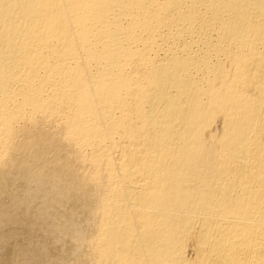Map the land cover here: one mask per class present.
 <instances>
[{
  "label": "bare ground",
  "instance_id": "1",
  "mask_svg": "<svg viewBox=\"0 0 264 264\" xmlns=\"http://www.w3.org/2000/svg\"><path fill=\"white\" fill-rule=\"evenodd\" d=\"M44 121L62 129L63 137L58 133L62 140L49 132L59 140L51 142L57 143L56 149L72 154L69 147L63 150L66 145L61 143H66L79 161L75 153L68 156L80 164H73L72 159L66 163L65 151L64 155L61 150L53 153L57 150L50 144L32 150L46 154L52 148L50 153L65 159L47 154L63 164L72 163L75 173L71 172L78 177L72 179L70 170L66 171L70 164L66 168L50 157L43 158L42 151L34 152V158L45 160L44 165L34 160L31 151L25 155L44 168L49 159L60 178L64 172L70 174L58 190L75 186L68 178L81 181L77 180L76 190L89 193L88 201L94 199L91 214L86 213L91 217L87 225L93 224L94 229L91 232L90 226L88 236L78 231V224L83 223H77L79 212L69 214L65 208L75 187L68 194L64 191L65 199L56 189L61 180L54 191L62 195L56 197L65 199L62 204L54 199L56 192L50 195L53 186L48 189L53 199L44 194L38 197L41 205L34 202L48 188L41 177H35L33 192H28L31 182L24 183L25 194L20 180L16 183L22 190L12 183L27 200L24 207L31 200L44 206L34 212L26 208L27 219L35 216L29 219L31 227L30 223L21 225L28 222L24 207L17 213L24 221L16 217L20 226L14 223V211L7 214L13 207L18 210L22 199L12 195L6 200L0 194L1 202L9 201L2 208L7 215H0L11 217L7 218L10 223L13 218V225L33 229L34 236L41 227L34 226L47 219L46 228L41 222L44 227L37 230L42 240L50 242L51 233L57 232L52 244L71 235L72 243L77 241L84 248L82 253L77 249L81 254L73 258L74 264H264V0H0V178L6 180L0 186L19 167L18 175L8 176H38L35 173L40 169L35 171L34 163H25L22 154L31 150L24 144L50 143L44 131L49 128L40 130ZM49 123L45 122L48 127ZM27 127L39 133L29 135ZM21 132L32 140L27 144L29 138L23 134L27 139L21 146L27 149L19 151L18 157L20 143L16 141ZM41 135L49 141L44 142ZM22 157L25 161L19 160L20 165L16 159ZM13 160L20 166L14 163L15 168ZM50 169L46 178L53 173L54 179ZM55 180L49 178L46 183ZM29 193H34L32 199ZM84 200L78 201L86 204ZM57 201L74 216L67 218ZM61 213L68 219L64 223L57 221ZM82 219L86 221L84 215ZM15 233L11 234L14 242ZM22 237L20 242L25 240ZM28 237L26 247L21 248L33 253ZM10 238H2L5 246ZM42 240L39 244L45 246ZM34 242L36 247L39 241ZM74 243L72 256L78 248ZM46 246L35 249V259L46 256ZM18 250V256L25 254L26 250ZM27 254L28 259L31 254ZM19 259L22 262L18 257L10 263Z\"/></svg>",
  "mask_w": 264,
  "mask_h": 264
},
{
  "label": "rangeland",
  "instance_id": "2",
  "mask_svg": "<svg viewBox=\"0 0 264 264\" xmlns=\"http://www.w3.org/2000/svg\"><path fill=\"white\" fill-rule=\"evenodd\" d=\"M45 122H46L47 124L49 123V122H47V121H44V122H43V123H44V127H42V129H40V130H44L45 127H47V129L49 128L48 130L45 129L44 131H47V132H45V136H46V138L48 137V139H50V141H49L48 139H46L44 135H41V136L44 137V138H43V139H44V142H47V141H45V139H46V140H48L50 143H46V144L43 146L44 143L41 144V145L39 144L40 142H43V139H42V140H41V139H40V140L38 139V140L40 141V142H38V144H39L40 146H39V145H38V146H37V145L26 146V145L24 144V147H27L28 149H31V150H26V152H25V149H27V148L22 147L23 145L21 146V144H23V141H24V143L27 141V144H28V142L31 143L32 138H30L31 136H29V135H31L30 132H32V136H33V133H34V134H35V133H36V134L39 133V131H38L39 129H32V130H31V127L28 128V127H29V126H28L27 128H28V130H30V131H29L30 134L27 132V133L29 134V135L27 136L26 132H24V133L26 134V135H24V136H25V137H28V138H29V141H28L27 138H25V139H27V140L25 141L24 136H23L24 133L22 134V132H21L22 135L20 136V134H18V137H19V138L17 137V138H18V141H16V143H17V142H18V144L20 143V145H19L20 148L22 147V149H24V150H22V149H20V148L17 146V147L20 149V150H19V149L17 148V149H18V150H16L17 152L15 151V152H16L15 154H16L18 157L20 156L19 153H21V154L23 153V152H21V151H24V152H25L24 154H22V156L25 155L26 153H27L26 155H28V154L30 153V151H31V153L33 154V153L35 152L34 150L36 149L35 146H36L37 148H39V147L42 148V147H45L46 145H48V146H46V147L49 148L50 145L55 146V145H57V143L59 142V140H62V139H60L61 137H60V135L58 134V133H60L61 136L63 135V134L61 133L62 129L60 130V129H59L60 127H58V125H57V126H56L55 124L52 125L51 123H49L51 127H50V126L48 127L47 124H45ZM43 123H41V124L43 125ZM41 124H40V125H41ZM40 125H38V128H39ZM42 125H41V126H42ZM41 126H40V128H41ZM52 126H54V127H52ZM57 127H58V129H59L60 132H59V131H55V130H58V129H55V128H57ZM27 128H26L25 131H28ZM50 128H51V129H50ZM52 129H54V130H52ZM34 130H36V132H35ZM37 131H38V132H37ZM44 131H43V133H44ZM50 131H51V132H50ZM53 131H54V132H53ZM41 132H42V131H41ZM49 132H50V133H53V135L55 134V136L59 137V140H57L58 138L56 139V137H54V139H53V135H50ZM46 133H48V135H47ZM36 134H35V135H36ZM56 134H57V135H56ZM58 135H59V136H58ZM22 136H23V137H22ZM41 136H40V137H41ZM49 136H50V137H49ZM51 136H52V138H51ZM20 137L23 138V139H21ZM62 137H63V136H62ZM17 138H16V139H17ZM19 139H20V140H19ZM30 139H31V140H30ZM55 139H56L57 143H56V144L51 143L52 140L54 141ZM38 140H37V141H38ZM56 141H54V142H56ZM62 142H63V141H62ZM60 143H61V141H60ZM60 143H59V144H60ZM18 144H16V145H18ZM49 144H50V145H49ZM59 144H58V145H59ZM64 144H65L66 146L63 147ZM61 145H62V147H63V150H64V149H68V147H69V152L72 153V154H69V153H68V155H69V156H70V155L73 156V154L75 153V151H74V152H72L73 150L70 151V150H71L70 146H68L66 143H61ZM61 145L59 146L60 148H61ZM29 147H30V148H29ZM31 147H33L34 150H32L33 148H31ZM59 147L57 146L58 149H60ZM65 147H67V148H65ZM48 148H47V150H51V151L53 152V150L56 149V146H55V147H52L53 150H52V148H50V149H48ZM54 148H55V149H54ZM42 149H43V148H42ZM44 149H46V148H44ZM61 149H62V148H61ZM61 149H60V150H61ZM47 150H46V151H47ZM56 150H57V149H56ZM56 150H55V151H56ZM60 150H57L56 152H53V153L60 152ZM19 151H20V152H19ZM27 151H29V152H27ZM41 151H42V153L44 152V150H40V149H39V152H40V153H41ZM51 151H49V152L47 151V153H50ZM64 151H65V150H64ZM64 151L61 150L60 154L64 155V154H63ZM67 151H68V150L65 151V154H66ZM18 152H19V153H18ZM39 152H37V150H36L35 153H39ZM35 153H34L33 156L31 155L33 158H34V156L37 155V154H35ZM42 153H41V154H42ZM47 153L45 154V152H44V155L42 154V156H44L43 158H48V157H50V159L52 158V159H51L52 162L57 161V163H58L59 165H60V164H63L62 161H58V160H54V159H53L54 157H55V159L58 158V154H57V156H56V154H54V155H55V156H54L53 153H50V154H52V155L54 156V157H52V155L50 156V154H47ZM26 155H25V159H26V161H25L24 158H23L24 156H23L22 158H19V159H16V160H18V162H19V160H20V161H23V160H24L25 163H29V162L31 163V162H32V164H33V163L35 162V161H33V158H30V160H28L29 157H26ZM68 155L66 154V159L64 158L65 156H61V155H60V156H61V158H64V159L66 160V161H65L66 163H68L67 160H69V162H72V161H73V162H74L73 164L78 163L77 165L79 166L80 162H77L78 158H77V156H76V153H75V156H76V157H74V158H77V160L75 159V161H74V158L72 159V157H69ZM29 156H30V154H29ZM60 156H59V157H60ZM67 156H68L69 158H68ZM15 157H16V156H15ZM15 157H14V160H15ZM18 157H16V158H18ZM27 158H28V159H27ZM61 158H60V159H61ZM22 159H23V160H22ZM35 159H36V162L42 160V159L37 160V158H34V160H35ZM58 159H59V158H58ZM60 159H59V160H60ZM70 159H72V161H71ZM14 160H13V161H14ZM27 160H28V161H27ZM43 160H44V159H43ZM53 160H54V161H53ZM61 160H62V159H61ZM24 161H23V162H24ZM49 161H50V160L47 159V162L50 164L51 161H50V162H49ZM78 161H79V160H78ZM42 162H45V163H46L45 160H44V161H41V162H38V163H39V164L41 163L42 165H44L45 163H42ZM52 162H51L50 165L47 163V165H48L49 167H52V166H53L51 169L54 170V172H55V168H54L55 166H54V163H52ZM59 162H62V163H59ZM14 163L17 164V165H19L18 163H16V161H14L13 164H12L14 167H15ZM19 163H20V165H21V162H19ZM38 163H37V164H38ZM66 163H64L65 165H64V164H63V165L66 166V165H67ZM37 164H35V163L33 164V165H36V166H37V168L34 166V169L36 168L35 171H36L37 169H40L44 174H43L42 172H40V170H37V171H36L37 173H35V171H34V173L37 174L38 176H35V175H34V177H33V175L30 174V175L26 176V177H27V179H26L27 181H21L23 177H24L23 180L26 178L25 175H24L23 177H22V176H19V177L16 176V177H17V181H16V177H13V178H12V176H11V177L8 176V175H12V173H14V172H15V173H14L15 175L17 174L16 172H18V170H19L20 167H19V168L15 167V168H17L18 170H17V171H16V170L13 171L12 173L10 172V174L6 175V176H7V180H9V181H7V183L3 184L4 186H0V188H1V189H0V190H1V191H0L1 196H2V194H3V197H5L6 200H10L9 197H11L12 195H16L15 197H18V198H20V200H21V199H22L21 197L23 196V193L25 194V191H27L28 189L34 187L33 185L35 184V180H34V179H36L35 177H41V178H43V180L45 181V184L48 185V188H47V190L45 189L46 191L44 190L43 195H42V194H37V193H36L38 196H37V195H36L37 197L34 196V198L36 197V199H33L34 202H36L37 204L41 205V203L38 202V197L41 198L40 195H41L42 197L44 196V194L49 195V191H50V190H48V189H50L51 186H53V188L51 189L52 192H53V193L56 192V191H54V190H55L54 187L56 188V186H57V185H55V184H57V183L59 184V183H60V180H61V183H60V184L58 185V187L56 188V189L58 190V188L60 187V185H61V187H62V180H64V179L66 178V181H67V176L69 177V175H70V174L67 175V172L70 170L69 172H70L72 175L75 173V172L73 171L74 169L72 168L73 166L71 165L72 163H71V164L69 163L71 166H70V169H69V167H68L67 170L64 169V166L62 165V167H63L62 170L64 169V171L66 170L67 172L62 173L63 171L61 172V170H60L61 168H60V169L56 168V169H58L63 175H65V176H64L65 178H64L63 176L60 178L59 175H57L56 172H55L56 175L54 174V176H56V177L58 176L57 178H59L58 181H57V178H56V177H54V179H51V178L53 177V176H52L53 173H52V174H49V177L46 178V176H48L47 174L49 173L48 171H49V169H50L48 166L45 165V168H46V169H47V167L49 168L48 170H46L44 167H41L42 165L39 166V165H37ZM58 164L55 163L56 167H57ZM69 164H68V165H69ZM20 165H19V166H20ZM51 165H52V166H51ZM59 165H58V166H59ZM68 165H67V166H68ZM77 165L75 166V170H77V169L79 168V167L76 168ZM13 166H12V168H13ZM67 166H66V168H67ZM38 167H39V168H38ZM40 167H41V168H40ZM59 167H61V166H59ZM15 168H14V169H15ZM71 168H72L73 170H72ZM14 169H11V171L14 170ZM44 169L46 170V172L43 171ZM51 169H50V171H51ZM79 169H80V168H79ZM58 170H57V171H58ZM59 171H58V174H59ZM71 171L74 172V173H72ZM77 171H78V170H77ZM77 171H76V173H77ZM80 171H81V170H80ZM19 172H20V170H19ZM19 172H18V173H19ZM38 172H39L41 175L38 174ZM45 173H46V174H45ZM14 174H13V176H15ZM17 175H18V174H17ZM42 175H45V176H42ZM60 175H61V174H60ZM66 175H67V176H66ZM72 175H70V176H71L72 179H74L75 174H74L73 177H72ZM51 176H52V177H51ZM20 177H21V178H20ZM29 177H30V180H31V181H28V180H29V179H28ZM77 177H78V176H77ZM77 177H75V178H77ZM10 178H11V180H10ZM14 178H15V180H12V179H14ZM31 178H32V179H31ZM45 178L48 179V180H49V178H50L51 181H52V180H55V178H56V180H55L56 183H51V181H47V183H46V179H45ZM63 178H64V179H63ZM0 179H1L0 182H1V184H2V182H3L2 180H3V179H2V178H0ZM37 179H39V178H37ZM19 180H20V181H19ZM33 180H34V183L32 182ZM68 180H69L70 182H72L71 184H74V185H75V186H73V185H71V186H72V187H75V190H76V182L78 183L77 180H79V179L75 180V182H74V180L71 181L69 178H68ZM5 181H6V180H4V182H5ZM10 181H14V182H11V183H10ZM18 181H19V182H18ZM64 181H65V180H64ZM69 181H68V183H69ZM4 182H3V183H4ZM16 182H18V183L22 182L23 184L21 183V185H23V186H24L27 182H28L27 184H29V182H31V183H30L31 185L29 184V186H31V187H28V189L26 190V187H25V186H27V184H26V185L24 186L25 189L23 188V193H21V195H18V193L22 190V187L20 186V184L18 185ZM48 182H50V183H48ZM52 182H53V181H52ZM73 182H74V183H73ZM80 182H81V181L79 180V183H80ZM8 183H9L10 185H9ZM12 183H14V184L16 183V186L13 185ZM24 183H25V184H24ZM43 183H44V182H43ZM43 183H42V184H43ZM63 183H64V182H63ZM32 184H33V185H32ZM50 184H51V185H50ZM69 184H70V183H69ZM69 184H68V185H69ZM7 185H8V186H7ZM12 185H13V186H12ZM17 185H18V186H17ZM49 185H50V186H49ZM54 185H55V186H54ZM63 185H64V184H63ZM5 186H6L7 188H6ZM11 186H12V189L10 188ZM14 186H15L16 189H20V187H21V190H18V191H19V192H18L17 190H15V189L13 188ZM19 186H20V187H19ZM42 186L45 187L46 185L43 184ZM42 186H41V187H42ZM69 186H70V185H69ZM69 186H68V187H69ZM71 186H70L69 188L67 187L68 190L66 189L65 186H63V187L65 188V190L68 191V192H66L67 194L69 193V190L71 189ZM77 186H79V185H77ZM17 187H19V188H17ZM46 187H47V186H46ZM46 187H45V188H46ZM49 187H50V188H49ZM4 189H5V190H4ZM41 189L43 190V188H41ZM62 189H63V188H62ZM72 189H73V188H72ZM10 190H11V191H13V190L16 191V192H13V193H16V194H11L12 192H10ZM24 190H25V191H24ZM32 190H33V189H32ZM32 190L30 189V191H28V192H31ZM65 190H64V191H65ZM75 190H72V191H75ZM3 191H4V193H3ZM58 191H59V192H58ZM58 191H57V192H58L59 194L62 193L63 197L67 196V195H65L66 193L64 194V191H63V190L61 191V189H59ZM72 191H70V194H71L72 196H70V194H69L68 197H73L74 199L71 198V199L69 200V204L67 203L68 206L66 205V207H65V206L61 207V206H62L61 204H62V203L65 201V199H67L68 197H65V199L62 198V200H61L59 197H62V195L60 196L57 192H56V195H55V193H54V194H53L52 192L50 193V195H53V196L55 195V196H54V197H55V198H54L55 200H56V198H57V199L59 198L58 200H61V201H60L61 204L59 203V201H57L56 205L59 204L58 207H60V208H62V209L57 208V207L55 206V210H56V212H58V213H60L61 210H62L61 212H65V209H63V208L65 207V208H67V209H66V212H67V213H69L68 211L70 210V213H69V214H71L72 212H75V211L79 212L78 215H77L76 212H75L76 214H74V215H77L76 218L79 219V220H77V223H78L80 220L83 222V223L80 222V225L82 224V225H81V228H82V229L80 228V225L78 224V226H79V230H78V231L81 232V234H84V233H85L86 236H88V235L93 231V229H94V227H92L93 224L91 225V223H90L89 227H88V225H87V219L91 218V217H89V216H90L89 214H91L89 209H91V208L93 207L94 199H93V197H91L93 200L90 199L91 201H88V198L90 197V194H89V193H86V194H88V195H86L84 191H83L84 193H83L82 191L79 193V190H78V189L76 190V191H78V193H76V191L73 193ZM5 192H6L7 194L10 192V193H9V196H8ZM32 192H33V191H32ZM41 192H42V191H40L39 193H41ZM47 192H48V193H47ZM82 193H83V197L85 196L84 198H83L82 195H81ZM5 194H6V195H5ZM10 194H11V195H10ZM30 194H31V193H29V198H30V196L34 195V193L31 194V195H30ZM77 194H78V196H79V194H80L79 198H80V197H82V198L79 199L78 196L76 197ZM84 194H85V195H84ZM27 195H28V193H27ZM50 195L47 196L48 198L50 197L49 200H50V199H53V197H51ZM57 195H59V197H56ZM64 195H65V196H64ZM74 195H75V196H74ZM7 196H8V198H7ZM19 196H20V197H19ZM86 196H89V197H86ZM23 197H24V196H23ZM32 197H33V196H32ZM32 197H31L30 199H32ZM75 197L78 198V199L76 200ZM0 198H1V197H0ZM5 198H4V199H5ZM48 198H47V199H48ZM23 199H24V198H23ZM23 199H22V200H23ZM84 199H85V200L87 199V201H88L86 204H85L83 201L79 203V201L84 200ZM2 200H3V199L1 198V199H0V202H1ZM22 200H21V201H22ZM28 200H29V199H28ZM39 200H40V199H39ZM49 200H46V201L48 202V203H47V206H48V207L50 206V205H49ZM55 200H54V201L51 200V201H52V202H55ZM63 200H64V201H63ZM71 200H72V202H70ZM78 200H79V201H78ZM85 200H84V201H85ZM21 201H20L21 204H18V208H19L18 210H17L16 207H15V208L13 207V208H11L12 210L9 211V212H8V211L4 212L3 209H2V208L4 207V205L7 207V205H8L7 202H9V201H6V203H5V201H4V202H1V203H5V204H3V205L0 203V205H2V207H1L2 211H0V212H3V213H1V215L3 216L4 213L6 214V213L8 212L7 214H9L10 212L14 211V212H12V213L14 214L12 217H14V216L16 215V216L14 217V218H15V219H14V220H15L14 223H16V224L19 225V226H20V223L23 222L24 220L22 219L23 217H20V216L18 215V216L21 218L20 221H19L20 223L18 222L19 219H17V221H16V217L18 218L17 213L20 214V213H22L23 211H25L26 214H24V215L21 214V215H23V216L26 215V216H25V218H26L28 212H34V210L38 207V206H36L37 204H33V201H32V200L30 201V202H32L31 204H29L30 202H29V203L27 202V204H29L30 206H26V207H24V206H25V203H26L27 200L24 199L25 202H21ZM46 201H45V202H46ZM62 201H63V202H62ZM74 201H75V202H74ZM77 201H78V202H77ZM92 201H93V202H92ZM52 202H51V203H52ZM76 202H77V203H76ZM43 203H44V202H43ZM43 203H42V204H43ZM70 203H71V207H69ZM81 203H83V204H81ZM6 204H7V205H6ZM32 204H33V206L35 205V207H33V206L31 207ZM52 204H53V203H52ZM52 204H51V205H52ZM54 204H55V203H54ZM54 204H53V205H54ZM76 204H78V205H76ZM84 204H85V205H84ZM21 205H23V206H21ZM44 205H46V203H45ZM86 205H87V207L90 206V207L88 208L89 211L86 209V208H87ZM19 206H20V207H19ZM42 206H43V205H42ZM84 206H85V207H84ZM6 207H4V209H5ZM22 207H24L25 210H23V211L20 210V208L23 209ZM28 207H30V210L28 209L29 211L27 212V209H26V208H28ZM39 207H40V206H39ZM39 207H38V208H39ZM43 207H44V206H43ZM43 207H40V208H43ZM68 207H69L70 209H68ZM77 207H78V208H77ZM80 207H81V209H80ZM31 208H32V209H31ZM33 208H34V209H33ZM38 208H37V210H38ZM56 208H57V209H56ZM75 208H76V209H75ZM84 208H85L87 211H85ZM13 209H16V210H13ZM59 209H60V211H59ZM71 209H72V210H71ZM82 209L84 210V212L82 211ZM19 210H20V211H19ZM37 210H36V212L34 213V215H36V213L38 212ZM43 210H44V211L46 210V206H45V209H43ZM57 210H58V211H57ZM63 210H64V211H63ZM15 211H19V212H15ZM21 211H22V212H21ZM81 211H82V212H81ZM66 212H65V213H66ZM88 212H89V214H86V213H88ZM15 213H16V214H15ZM67 213H66V214H67ZM81 213H83V214H81ZM7 214H6V215H7ZM66 214L64 215L63 213H61L62 216L60 215V217H61V219H62V217H63L64 220H63V219L61 220L60 217H59V219H57V221L60 220L61 222L63 221V223H64L66 220H68V219H67L68 217H71V216L73 215V214H72V215L67 214V216H66ZM1 215H0V217H1L0 219H1L2 221H0V226H2V227H0V230H1L0 232H2V229H1V228H3V235H2V233H0V235H1L0 237H1V240H3V241L5 242V244H4L3 242L0 243V245L4 246V248H3L2 246L0 247V248H2V249L4 250V251H2V249H0V257L2 256V258H0V264H11V263L13 262L12 259H13V260H14V259H18V257H20V258L22 259V262H21V260L19 259L20 262H17L18 260H15V261H14V264H15V262H16V264H17V263L23 264V263H25L26 260L28 261L27 264H31V263H32V260H33L34 264H35V262H36L37 264H38V263L41 264V262H42V260H43L44 258H46V262H45V260H43V263H42V264H52L53 261H54V264H55V263H56V264H57V263H58V264H60V263H64V264H66L67 262H68V264H70V263H71V264H74V263H75V260H74L75 257H77L79 254H81V253L83 252V250H84V248L81 249V246L78 247V245H76V244H77V243H76L77 241H76V242H75L76 244H75L74 242H73V243H74V245H75L76 247H78V248H76L75 251H73V252H77V253H72L73 256L70 254V253L72 252V250H70V247L72 248L71 245L73 244V243H72V240H71L72 238L70 239V236H71L70 234H69V235H70V236H69V239H67L68 237H65L66 239L64 238L63 242H58V243L54 242L53 244L56 243L55 245L52 244V241H54L55 238H54V240H53L52 238H53V237H56V236L58 235L57 232H54V233H55V236H54V233H51V234H52V236H51V234H50L49 232H47V234L49 233L48 235H50L51 237H50V236H48V237L46 236V237H47V238L50 237L49 240L51 239V241H50L51 243H50L49 241H47L48 239H47V240L45 239L47 242H45V240H42V236H43V235H42V232H41V231H42V230H41V227H42V225L44 224L45 227H44V225H43V227L46 228V226H47V224H46L47 219L44 220V221H45V222H44V221H41V220H42V217H41V220H40V218H39V221L43 222V224L40 222L39 225L37 224L36 226H34V229H35V227L39 228V227L41 226L40 229H35V231H34V234L37 233V235H34V236H35V237L38 236V237H36V240L38 239V240L36 241V240L34 239V236H33V229H32V231H30V229H29V230L27 229V228L31 225V221H32V220L30 221L29 219H31L32 216L29 217V219H27V218L25 219V218H24L25 221L28 220V222L26 221L24 224L22 223L21 225H26V226H27L29 223H30V224L28 225V227L23 226V227L21 228V227H19V226L17 227L16 224L13 225V224H14V223H13V221H14L13 218H12V221H11V219H10L11 223L9 222V219H7V218H11V217H9V216H11L10 214H9V216L4 215V217H2ZM30 215H33V213H30L29 216H30ZM74 215H73V216H74ZM80 215H82V217H83V215H84V218L86 219V221H84V219H82V217H81ZM85 215H87V216H86L87 218L85 217ZM64 216H66L67 218H64ZM5 217H6V218H5ZM33 217H35V216H33ZM33 217H32V218H33ZM78 217H79V218H78ZM4 218L6 219V221H7V220H8V221H7V222H4V221H3ZM73 218H75V217H73ZM33 219H34V218H33ZM22 220H23V221H22ZM29 221H30V222H29ZM48 221H50V220H48ZM57 221L55 222V220H54V221L52 220V222L50 221V223H53V222H54L55 225H56V224L59 222V221H58V222H57ZM1 222H3V223L1 224ZM17 222H18V223H17ZM84 222H86V223H85V225L83 226ZM4 223H6L7 227H6V225H5ZM7 223H9V224H7ZM26 223H27V224H26ZM47 223H48V222H47ZM50 223H49V224H50ZM3 224H4V225H3ZM10 224L13 225V226H15V227L18 228L19 230H20V228H21L22 230H20V232H19V230L15 228L16 230H18V231H15L14 227L10 226ZM58 224H59V223H58ZM88 224H89V220H88ZM8 225H9V228H8ZM50 225H51V224H50ZM50 225L48 226L49 228L47 227L48 229L51 228L52 225H51V226H50ZM55 225H54V226H55ZM86 225H87V226H86ZM3 226H5L6 228L3 227ZM38 226H39V227H38ZM82 226L85 227V228L88 227L87 229H85L87 232L83 229ZM90 226H91V228H90ZM11 227H12V228H11ZM30 227H31V226H30ZM52 227H53V226H52ZM10 228H11V229H10ZM89 228H90L91 232L88 233V231H90ZM92 228H93V229H92ZM12 229H13L16 233L18 232L17 234L22 233L23 231H24V233H22L21 236H20V234L17 235L15 232H11ZM23 229H24V230H23ZM42 229H43V228H42ZM80 229H81V230H84L85 232L82 233V231H81ZM7 230L10 231V232H7ZM37 230H41V231H40L41 234H40L39 232H37ZM43 230H45V229H43ZM5 231H6V232H5ZM27 231H28V235H27V233H26ZM31 232H32L31 236L28 237L29 234H30ZM4 233H5V234L7 233V234L5 235ZM9 233H10V234H9ZM13 233H15V235H14L15 238H14V239L17 240V241L15 240V242H14V240H13V236L11 237V234H13ZM43 233H44V232H43ZM77 233H78V232H77ZM8 234H9V236H7ZM85 234H84V235H85ZM23 235H25V238H24L25 240L22 241V242H20V240L23 239V237H22ZM39 235H41V237H40ZM45 235H46V234H45ZM45 235H44L43 239L45 238ZM5 236H7L8 238L11 237V238L9 239V241H11V242H10V243L8 242L9 245H8V243H7V246H5V245H6V240H8V238L5 237ZM19 237H20V238H19ZM26 237H28V238H29V239L27 238L28 241L30 240L31 242H34V240H35L36 242L39 241V242H38V245H39L40 248L37 247V246H38L37 243L34 242V243L37 245L36 247H37L38 249L35 247V245H34L33 243H31L30 241L28 242V243H29L28 245H31V250H32L33 248H35L37 251H38L39 249L44 250L45 246H46L47 243H48L50 246H49V245L46 246V249H47V251H48V253L46 254V256H47V257H48V256L50 257V255H51L52 258L48 259L49 257L47 258L46 256H44V257L42 258V260L39 259V260H40V261H39L38 258L35 259V256L32 255V254L34 253L35 249H33V253H30V251L27 252L28 249H26V248H24V249L21 248V245H23L22 247H24V246L26 247V245H25L26 242H27V241H26ZM39 237H40V238H39ZM2 238H5V239L7 238V239L5 240V239H2ZM17 238H18V239H17ZM11 239H12V240H11ZM19 239H20V240H19ZM40 239H41L44 243H46L45 246H44V245L41 246V245L39 244V243L41 242ZM1 240H0V242H1ZM68 240H69L72 244H71L70 242H68ZM18 241L20 242V247L17 245V244L19 243ZM73 241H75V240H73ZM17 242H18V243H17ZM24 242H25V243H24ZM64 242H65L66 245L63 244ZM67 242H68V243H67ZM13 243H16V245H17L18 247H17L16 245L13 246ZM23 243H24V244H23ZM30 243H31V244H30ZM44 243H43V244H44ZM61 243H62V244H61ZM41 244H42V242H41ZM51 244H52L53 246H52ZM59 244H61V245H59ZM67 244H68V245H67ZM10 245H12L14 248H13L12 246H10ZM28 245H27V246H28ZM33 245H34V247H32ZM62 245H63V246H62ZM54 246L56 247L55 249L52 248V247H54ZM59 246H60L61 248H62V247H64V248H62V249H61V248H58ZM75 246H74V248H75ZM6 247H7V248H6ZM15 247H16V248H15ZM42 247H44V248H42ZM48 247H49V248H48ZM18 248L21 249V253H22L23 250H24V251L26 250V251H25V254H26V255L20 253L21 256H22V255H24V256H22V257H21V256H18V255H19V251H20V250H18ZM27 248H29V250H30V246L27 247ZM51 248H52L53 250H52ZM79 248H80V249H79ZM14 249H15L16 251H15ZM22 249H23V250H22ZM60 249H61V251H62L66 256L68 255V257H69V258L67 257L68 259H66V256L64 257V254H62V252L60 251ZM72 249H73V248H72ZM77 249H79L81 253H79V252H78L79 250L77 251ZM13 250H14L15 252H13ZM49 251H50V252H49ZM59 251H60V253H59ZM69 251H70V252H69ZM1 252H2V254H1ZM3 252H4V253H3ZM16 252H18V254H17ZM14 253H16L15 255H17L18 257L15 256V255H13L14 257L12 258V254H14ZM23 253H24V252H23ZM27 253H29V255L31 254V255L34 256V257L31 258V255H30V256H28V259H27V255H28ZM35 253H36V252H35ZM35 253H34V254H35ZM3 254H5V255H3ZM60 254H61V255H60ZM69 254H70L71 256H69ZM58 255H60V256H58ZM76 255H77V256H76ZM25 256H26V260H23V257H24V259H25ZM54 256H55L56 258L53 260ZM9 257L12 258V259H10ZM15 257H16V258H15ZM29 257H30V258H29ZM57 257L60 258L59 260H61L62 262L59 261ZM62 257H63L65 260H63ZM33 258L35 259V261H34ZM70 258L72 259L73 262L70 260ZM73 258H74V259H73ZM3 259H4V260H3ZM30 259H31V261H30ZM47 259H48V260H51V261H48V262H47ZM37 260H38V262H37ZM52 260H53V261H52ZM10 261H12V262L10 263ZM23 261H24V262H23ZM64 261H65V262L67 261V262L65 263ZM70 261H71V262H70ZM29 262H30V263H29ZM44 262H45V263H44ZM49 262H50V263H49ZM12 264H13V263H12ZM32 264H33V263H32Z\"/></svg>",
  "mask_w": 264,
  "mask_h": 264
}]
</instances>
